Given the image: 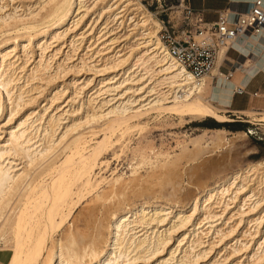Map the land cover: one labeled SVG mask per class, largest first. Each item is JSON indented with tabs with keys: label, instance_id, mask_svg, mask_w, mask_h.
Masks as SVG:
<instances>
[{
	"label": "bare ground",
	"instance_id": "obj_1",
	"mask_svg": "<svg viewBox=\"0 0 264 264\" xmlns=\"http://www.w3.org/2000/svg\"><path fill=\"white\" fill-rule=\"evenodd\" d=\"M154 16L138 0H0V264H264V161L181 203V160L234 137L171 133L170 153L146 136L152 115L229 121L236 88L218 67L230 48L197 85ZM133 133L136 162L110 170L101 156Z\"/></svg>",
	"mask_w": 264,
	"mask_h": 264
},
{
	"label": "rangeland",
	"instance_id": "obj_2",
	"mask_svg": "<svg viewBox=\"0 0 264 264\" xmlns=\"http://www.w3.org/2000/svg\"><path fill=\"white\" fill-rule=\"evenodd\" d=\"M138 1H140V3L152 14L158 13L161 11V8L156 3V0H152L153 1L152 3H151V0H138ZM150 4H152L151 7H149ZM158 16H160L159 18H161V19L168 18L169 20H171V25L173 26V31L175 33V36H180L181 30L178 28L179 27L178 26L179 13H175V14L172 13L171 14L170 12H167L164 14H160ZM217 80L218 79L214 80V82H213L214 85L218 84ZM216 81H217V83H216ZM224 116L229 121H215L213 119L207 118L204 120L191 122L194 120L190 119L189 117H185L184 118L185 122L186 123L191 122V123L186 124V125L183 124V127H181V126L179 127L177 125L179 121L175 118H168L167 119V125L166 124L165 125L164 124L158 125L159 121L156 119H153L154 115L147 116L145 118L144 121L147 120L148 127L150 128V130L148 131L146 136L154 139V144H155V147L157 149L160 148V146H162L163 148L165 147V149L167 151H170V153L172 152V150H173L172 148H174L175 144H174L173 136H170L169 134L174 133L175 135H183L185 133V134H188L190 136H196L205 130L223 128V127H221V128H208L206 126H201L203 123H207V122L209 123L210 120L214 121V122H218L219 124L229 125L227 128H223V129H225L228 132L227 133L228 138L231 139L232 137H234V139H231L229 141L230 145L227 144L229 147L225 146L223 148V150L222 149H220V150L212 149V150H210V152L208 149V152L210 154L208 153V154L204 155L203 158L197 160L196 162H189L186 160V158L185 159L183 158L181 160V162H182L181 168L183 167L182 170L184 169L182 172V178L183 179H182L181 187L184 190H181L180 196H178V198H177L178 202H181V203H184L185 201L188 202V200L193 195H196L198 193L199 189L201 188L202 184H204V183L205 184L207 183V185L212 184L218 177H220L226 173H232V172H236L239 169H244L246 167L247 163L264 161V155L263 154L261 155L260 150L257 147V143H264V140L258 141V140H256V138L249 136V135L242 137L240 134L243 132L246 134V129L248 128V125L245 123L246 121H250V122H258V121L256 119L255 120L246 119L242 116L241 122H234L235 118H231V117L229 118V117H227V114H225ZM228 129H230V130H228ZM235 137H237V138H235ZM94 139H95L94 137H92L90 135H86V140L87 141L91 140V142H89L90 145H92L94 143V141H95ZM124 140H125L124 141V147H123L124 153H120L121 157L119 155L116 157V156L112 155V151H108V153L106 152L100 158L101 161L109 162L110 170H113V169L123 170L130 163L136 162L133 155L131 154V152L128 149H131L134 146H136V143L138 141V136L133 133V134H130L129 137L127 136ZM164 144H165V146H164ZM117 150H118V148H115V152H117ZM174 153H175V150H174ZM184 160L186 163L183 162ZM205 165H210V167L208 169H206L205 171H202L201 168H204ZM98 167L99 166L97 165L95 172H98ZM200 170L202 171L203 175L200 174V176H199L198 174L201 172ZM105 173L109 174V171L107 170ZM189 176H190V178H188ZM188 179L190 182L188 181ZM189 183H191L192 185Z\"/></svg>",
	"mask_w": 264,
	"mask_h": 264
},
{
	"label": "built area",
	"instance_id": "obj_3",
	"mask_svg": "<svg viewBox=\"0 0 264 264\" xmlns=\"http://www.w3.org/2000/svg\"><path fill=\"white\" fill-rule=\"evenodd\" d=\"M156 3L161 8L160 12L153 13L160 25L159 42L166 54L183 68L197 85L200 79L210 74L214 68L217 53L221 48H232L240 37L258 38L264 33V0H253L244 12L237 15L234 22L226 11L219 14L212 24H206L201 14L194 12L186 0H156ZM167 12L179 13L180 36H175L171 20L159 18L158 15ZM125 22L124 19L122 23ZM225 77L229 78L228 75ZM177 94L182 97L187 93L180 91ZM246 135L258 141L264 140V131L256 127L247 128Z\"/></svg>",
	"mask_w": 264,
	"mask_h": 264
},
{
	"label": "crops",
	"instance_id": "obj_4",
	"mask_svg": "<svg viewBox=\"0 0 264 264\" xmlns=\"http://www.w3.org/2000/svg\"><path fill=\"white\" fill-rule=\"evenodd\" d=\"M186 1L194 12L201 14L206 24L214 23L218 15L226 11H228L232 22H234L237 15L244 12L248 5L253 2V0ZM234 45L226 51L225 59L219 64L218 71L223 76L228 75L227 81L233 87L235 86L234 89H237L233 91L229 105L226 106L228 111L227 117L235 118L234 122H241L242 116L238 115V113L246 111L249 108L264 112V33L258 38H242ZM240 48L245 50L246 54L245 51H240ZM247 57L253 61H251L252 64L249 67L244 68L243 65ZM215 79L217 78H213L212 83ZM245 123L249 129L256 127L264 131V122L246 121Z\"/></svg>",
	"mask_w": 264,
	"mask_h": 264
},
{
	"label": "trees",
	"instance_id": "obj_5",
	"mask_svg": "<svg viewBox=\"0 0 264 264\" xmlns=\"http://www.w3.org/2000/svg\"><path fill=\"white\" fill-rule=\"evenodd\" d=\"M201 126H206L208 128H227L229 125L227 124H219L218 122H214V121H209V123H203ZM230 130V129H228ZM257 147L260 150L261 155H264V143H257Z\"/></svg>",
	"mask_w": 264,
	"mask_h": 264
}]
</instances>
